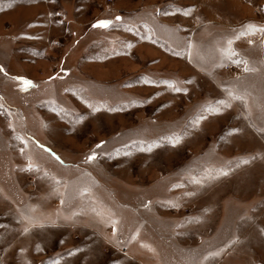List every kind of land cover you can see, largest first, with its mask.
Instances as JSON below:
<instances>
[{
    "label": "rangeland",
    "instance_id": "1",
    "mask_svg": "<svg viewBox=\"0 0 264 264\" xmlns=\"http://www.w3.org/2000/svg\"><path fill=\"white\" fill-rule=\"evenodd\" d=\"M250 25L264 0H0V264H264Z\"/></svg>",
    "mask_w": 264,
    "mask_h": 264
},
{
    "label": "snow or ice",
    "instance_id": "2",
    "mask_svg": "<svg viewBox=\"0 0 264 264\" xmlns=\"http://www.w3.org/2000/svg\"><path fill=\"white\" fill-rule=\"evenodd\" d=\"M117 19H120L119 17H117ZM110 24L111 22L110 21H99L97 24L93 25V27H97V28H108L110 27ZM249 29L252 30V31H262L264 32V29H259V28H256V26L254 25H250L249 26ZM236 63H240V61H236ZM247 70H250V69H246ZM0 71H2V69H0ZM23 85H24V89L25 91L28 90V88L30 87H34V85L32 84L31 81H27V80H23L22 81ZM177 91H179V89H177ZM95 157H90L89 159H94Z\"/></svg>",
    "mask_w": 264,
    "mask_h": 264
}]
</instances>
